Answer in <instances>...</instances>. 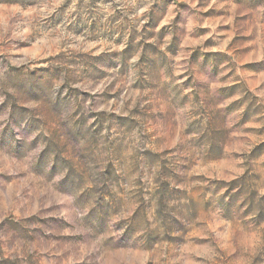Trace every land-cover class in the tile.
Listing matches in <instances>:
<instances>
[{"label": "rangeland", "instance_id": "1", "mask_svg": "<svg viewBox=\"0 0 264 264\" xmlns=\"http://www.w3.org/2000/svg\"><path fill=\"white\" fill-rule=\"evenodd\" d=\"M264 264V0H0V259Z\"/></svg>", "mask_w": 264, "mask_h": 264}, {"label": "trees", "instance_id": "2", "mask_svg": "<svg viewBox=\"0 0 264 264\" xmlns=\"http://www.w3.org/2000/svg\"><path fill=\"white\" fill-rule=\"evenodd\" d=\"M0 264H18L16 261H12L9 258L2 257L0 259Z\"/></svg>", "mask_w": 264, "mask_h": 264}]
</instances>
